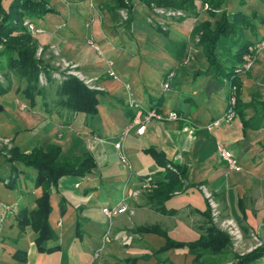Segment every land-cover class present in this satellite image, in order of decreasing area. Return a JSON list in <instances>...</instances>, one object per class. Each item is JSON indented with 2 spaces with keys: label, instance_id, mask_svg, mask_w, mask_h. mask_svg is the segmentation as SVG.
Wrapping results in <instances>:
<instances>
[{
  "label": "crops",
  "instance_id": "0c3cea01",
  "mask_svg": "<svg viewBox=\"0 0 264 264\" xmlns=\"http://www.w3.org/2000/svg\"><path fill=\"white\" fill-rule=\"evenodd\" d=\"M46 1L54 12L35 19L43 33L32 36L34 44L44 48L39 60L52 74L62 73L56 66L61 59L76 65L77 71L99 88L98 112L94 116H70L55 107L47 113L40 98L31 108L21 93L25 83L16 79L22 85L14 99L19 112L26 115L29 111L37 120L30 130L33 143L24 148L16 145V134L21 130L15 135L2 130L0 136L10 139L23 153L52 145L61 149V158L88 154L95 167L85 177H62L51 190L49 224L57 239L46 242L44 248H56L52 252H39L37 234L30 226L19 227L20 213L33 211L41 195L34 186L35 171L19 166L13 190L0 182V218L2 206L10 208V213L0 219V264H91L95 251L103 246L101 238L107 228L116 239L103 246L106 249L99 264H194L186 249L155 255L164 247L165 238L138 230L157 227L175 242L198 240L209 225V207L201 187L213 195L220 219H232L239 225L243 236L240 249L247 250L244 254L264 245V107L260 105L264 103V49L257 53L252 69L239 77L238 88L230 84L225 71L223 76H216L197 49L195 38L204 22L198 13L185 20L168 21L162 35L146 21L135 26L131 20L124 28L108 0ZM259 1L261 6H246L244 12L239 9L254 17V28L244 30L242 36L249 44L264 39V0ZM139 7L150 20L151 10L137 1L132 14ZM147 38L153 43L148 44ZM221 40L216 53L220 65H239L235 56L238 43L233 39L237 46L227 51L231 42L223 46ZM168 41L182 51H168ZM155 43L162 48L155 51ZM109 70L113 76L108 75ZM56 84L55 79L48 82L51 93ZM231 86L236 88L242 107L236 109L232 122L207 130L206 126L226 112ZM130 102L143 112L155 110L163 118L176 112L179 119L152 120L142 136L134 131L128 134L121 148L131 166L128 172L113 143L136 113ZM21 104L26 108L20 109ZM217 142L238 160L240 171L231 170L219 156ZM168 165L184 169L186 176L183 186L162 206L168 213L149 202L153 190L128 199V212L108 222L104 219L101 209L117 206L127 198L128 189L142 180L166 182ZM9 175V164L0 163V177L7 180ZM125 238H131L129 245L120 243ZM253 264H264V256Z\"/></svg>",
  "mask_w": 264,
  "mask_h": 264
},
{
  "label": "trees",
  "instance_id": "16d2710c",
  "mask_svg": "<svg viewBox=\"0 0 264 264\" xmlns=\"http://www.w3.org/2000/svg\"><path fill=\"white\" fill-rule=\"evenodd\" d=\"M4 0H0V39L6 42L0 49V59L6 61V65L0 62V73L4 75L3 83L0 81V95L5 94L11 89L10 76H14L25 83L21 93L29 101L30 107L36 106L37 98L42 100V106L47 113H51L52 108L67 111L70 116L76 113H84L86 116H94L98 112V91L87 88L75 77H66L62 82L54 86L53 93L50 92L48 85L42 87L39 83L40 73L43 71L47 81L51 82L52 73L46 66H42L41 61L35 58L37 46L34 44L32 36L23 26L25 19L35 24V19H41L46 14L53 13L46 0H8L3 5ZM133 1L135 0H116V7H126L132 12ZM142 5L150 8L163 7L180 9L193 15L196 9V0H136ZM210 7L208 14L216 17L212 24L206 20L201 26L199 46L209 64V68L214 71L216 76H223L229 80L233 86L240 87L239 76L236 75L237 66L223 68L217 60L218 42L223 38L235 37L238 43L236 58L240 63L250 44L245 42L242 35L243 30L253 29V15H246L238 11L234 14L220 9L223 0H202ZM243 4V2H241ZM255 15V14H254ZM160 31V30H158ZM161 32V31H160ZM263 40V39H262ZM53 79V80H54ZM236 109L242 106L238 103V93ZM152 101V99H150ZM160 101H157L158 105ZM155 105V106H156ZM264 107V103L260 104ZM10 159L5 162L10 166V175L7 180L0 177L8 189H15L16 175L22 168H30L35 171L34 186L41 190V195L36 200V208L31 211H23L19 216V227L23 229L30 226L37 234L35 245L39 252H52L53 249H45L44 244L48 241H55L56 234L49 224V216L52 211L50 204V193L56 189L58 181L62 177L74 176L85 177L94 169V160L90 155L81 157L61 158V149L57 146H47L46 148L35 147L28 153L21 152L18 148H12ZM1 159V158H0ZM166 182H158L156 190L148 196L149 202L162 213L166 212L162 206L174 192L183 186L186 180L185 171L176 167V173L167 171ZM208 208L209 225L204 234L196 241L184 243L171 240L164 232L157 227H145L138 231L141 233H157L165 238V245L155 255L167 252L171 249H186L194 257V264H215L216 257L226 256V250L230 247L227 234L217 229L212 223ZM264 256V245L255 248L244 255L235 256L237 261L234 264H253ZM134 262V261H133Z\"/></svg>",
  "mask_w": 264,
  "mask_h": 264
},
{
  "label": "built area",
  "instance_id": "2783aa9c",
  "mask_svg": "<svg viewBox=\"0 0 264 264\" xmlns=\"http://www.w3.org/2000/svg\"><path fill=\"white\" fill-rule=\"evenodd\" d=\"M23 26L26 28L27 32L31 36H36L38 34L43 33V30L38 28L35 24H33L31 21H29L27 19H25L23 21ZM2 42L4 43L3 39L0 40V49L3 45ZM96 49L98 50V48H96ZM263 49H264V39L254 43V44H251L248 47V52L243 55L242 62L235 69L236 75L241 77V75L249 72L252 69V67L254 66L255 57H256L257 53H259ZM52 50L57 55V53L53 47H52ZM43 52H44V48L42 46H37L36 57L40 58L41 55L43 54ZM56 66L60 68L63 75L74 76L77 79H79L80 81H82L84 83V85H86L89 89L98 91L99 88L93 85V80H91V79L88 80L84 76H82L81 73L76 70V68H77L76 65L70 64V63L66 62L65 60L61 59L59 62H57ZM108 75L113 76L112 71L109 70ZM53 76H55L56 79L60 80L59 73L54 74ZM41 77L42 76L39 77V83L41 85H44L45 83L43 82ZM164 87L168 88V85L165 84ZM236 94H237L236 88L231 86L230 90H229L228 107H227L226 112L224 113V115L221 118L212 121L208 126H206L207 130L210 131L211 129L219 126L220 123H222V122L230 123L233 121V119L236 116V103H237ZM129 104L131 107L136 109V113H135L133 119L131 120V122L129 124H127L120 131L116 142L113 143V148L115 149V151L118 154V158H119V161H120L122 167L125 168L128 172L131 171V166H130V163L128 162L127 158L125 157V155L121 151L123 142L126 139V137L128 136V134L131 133V131H134V133L137 136H142L145 132L146 125L152 120L166 119V120H170V121H175V120L179 119V115L176 112H169L167 117L163 118L162 115L158 114L155 110H147V111L143 112L139 108V106L137 104H135L134 102H130ZM19 108L25 109L26 106L21 104V105H19ZM9 141H10V139H8V138L0 137V146L1 145H7L9 143ZM216 150H217L219 156L227 163L228 167L231 170H234L237 172L241 170L238 160L222 144L217 142L216 143ZM166 169H168L171 172L176 173V170L173 168V166L168 165ZM156 188H157V182H155L149 178L144 179L139 183V185L137 187L128 189L127 198L125 200H122V202L119 203L115 207H103L102 213L110 221L115 216L124 214V213L129 211L127 208V202H126L128 199H137L142 194H150ZM200 190L202 191V193L205 197V200L207 202V205L210 209L212 222L215 225H217L221 231H223L225 234H227L230 237L229 239L231 240L234 249L239 250L241 247L242 239H243L242 232H241L239 225L235 221H233L232 219H224V220L220 219L219 206L216 203V201L214 200L213 195L211 193H209L204 187H201ZM2 208H3V215L0 218L1 221L3 220L4 216L7 213H10L9 206L3 205ZM110 233H111L110 229L107 228V230L104 232V234L101 238L103 246H105L111 242V238L109 237ZM126 239L127 238H125L124 240H126ZM103 246L95 251V253L93 255V262L91 264H99L98 261H99V258L101 256ZM258 246H260V244H258Z\"/></svg>",
  "mask_w": 264,
  "mask_h": 264
},
{
  "label": "rangeland",
  "instance_id": "374dc122",
  "mask_svg": "<svg viewBox=\"0 0 264 264\" xmlns=\"http://www.w3.org/2000/svg\"><path fill=\"white\" fill-rule=\"evenodd\" d=\"M135 1H133V9H134V2ZM7 2H8V0H4L2 4L6 5ZM109 2L113 3V4L111 3L113 12L116 14V16L119 17V19L123 23L124 28L127 27V25L130 24L131 20H134L135 26L137 25V23H140V21H142L144 23L146 21L148 23L149 27L154 26L158 30L162 31V32H160V31H158L156 29L157 32L161 33L162 35H164L163 31L165 29H167L166 27H168V25H167L168 21L185 20V19L189 18V16H194L197 13L200 16V21L201 22L203 20L204 21L208 20V21H210L213 24L215 22V20H216V17H211L208 14V12L210 11V7L208 6L207 3L203 2L202 0H196V3H195L196 9H195V11H194L195 13L193 15L189 14L188 12H186L184 10H180V9H172V8H163V7L152 6V7L149 8L151 10V14L150 15H152L150 20L143 15L141 7L136 8V10H134V14H132V12H130V9L128 8V6H126L124 8L123 7L117 8L116 7V0H108V3ZM241 2H243V4ZM137 3H140V2L137 1ZM254 5L261 6L262 2H260L259 0H223V3L221 5L220 9L216 13L220 14V11L221 10H225V9L228 11V13H232V14H234L235 12H238L239 9L244 12V10H242V8H246V6H247V8L248 7H254ZM133 9H132V11H133ZM116 10H117V12H116ZM141 19H143V20H141ZM145 29L147 30V28H145ZM201 34L202 33H201V30H200L198 32L196 38H195V44L197 45V49H200L201 52L203 53L202 48L199 46V38H200ZM243 34H244V32L242 33V35H240L241 38H242ZM144 35H145V33L142 34V36H144ZM233 39H234V37H232V40ZM0 40H2V39H0ZM3 40H4V43H5L6 40L5 39H3ZM232 40H231V38L228 37V38H223L221 41L223 43V46H226V45H228L227 41L231 42ZM223 41H225V43ZM147 43L151 44V43H153V40L152 39L149 40L147 38ZM222 43L220 42V44H222ZM254 43H256V41L253 42V43L251 42L250 45L254 44ZM220 44H219V47H220ZM176 45L177 44L175 42L168 41L166 43V45H165V48L168 51H170V52H174L175 50L182 51V48L179 47V45H178V47ZM40 46H41V44H40ZM155 46H158V47H156L155 51L157 50V48H162L157 43H155ZM233 46H237V44L231 42V45H230V47L228 46L227 51H230V48H232ZM235 49L236 48H234V50ZM247 52H248V49H247L246 53ZM231 53H233V52H231ZM35 58L37 60L40 59V58L36 57V52H35ZM0 62H1V64L6 65V61L3 58L0 59ZM44 74L45 73L43 71L40 73V76H42L41 79L45 83L44 85H41L42 87H46L48 85L47 78H46V76ZM53 75L54 74H52V79L55 78V76H53ZM66 77H74V76H70V75H66L65 76V75H63V73H59V78H60L61 82ZM16 79H17L16 77L10 76V80H9L10 86L11 85L13 86V83H14L13 88L16 91L14 92L12 89H10L5 94L0 95V109H2V111H0V115L2 116V120L0 121V133H1L2 130H4L7 135H13V134L15 135L16 131H20L21 130L19 132V134H16V136H18L17 137V141H16V145L19 146L20 148H24V147H29L33 143L32 142V134L30 133V130H31L32 125L34 123H36L37 120H36V118L31 116V113L29 111H26V115H23V113L19 112L18 107L16 106V103H15L14 99L16 98L17 93H19V91L22 89V85H21L20 81H18L19 79L18 80H16ZM57 80H59V79H57ZM0 81H2L3 83L6 82V84H7V81L5 80L4 75H2V73H0ZM12 86H11V88H12ZM3 138H6V137H3ZM12 148H15V147H14L13 142L11 140L9 141V143L7 145H1L0 146V158H1L0 159V163L1 164H5L6 163L5 160L6 159H10V154L9 153L12 150ZM101 212H102V209H101ZM104 219L107 222L109 221L108 218H106L105 216H104ZM214 226L217 229H219L217 225L214 224ZM110 232L111 233H110L109 237L111 238V241H113V240L116 239V237L113 234L111 228H110ZM229 241H230V247H228L227 250H226V254L227 255L223 256V257L222 256L216 257V259H217L216 263H219L221 260H223L224 264H234L237 261L236 259H234L235 256H239V254H244L247 251V250H245V251L243 250L242 251L241 249L238 250V251L235 250L230 239H229ZM120 243L122 245H125V244L129 245L131 243V238L130 239L127 238L126 240H121ZM104 249H106V248H104ZM104 249L102 250V253L105 251ZM45 257L46 256L44 255V258Z\"/></svg>",
  "mask_w": 264,
  "mask_h": 264
}]
</instances>
